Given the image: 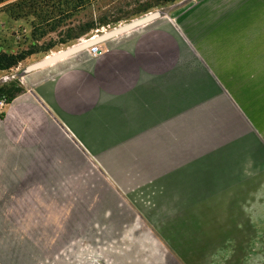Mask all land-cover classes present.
<instances>
[{
  "label": "rangeland",
  "instance_id": "1",
  "mask_svg": "<svg viewBox=\"0 0 264 264\" xmlns=\"http://www.w3.org/2000/svg\"><path fill=\"white\" fill-rule=\"evenodd\" d=\"M5 3L11 5L0 3V50L25 58L0 70V119L24 91L30 64L161 27L174 35L180 55L169 74L143 78L139 98L145 115L154 102H167L185 121H175L179 137L169 155L145 135L127 137L124 163L103 154L121 182L112 187L63 131L18 151L0 127V261L264 264V0ZM202 69L227 100L204 84ZM23 159L47 163L48 174L10 183L7 168Z\"/></svg>",
  "mask_w": 264,
  "mask_h": 264
},
{
  "label": "crops",
  "instance_id": "2",
  "mask_svg": "<svg viewBox=\"0 0 264 264\" xmlns=\"http://www.w3.org/2000/svg\"><path fill=\"white\" fill-rule=\"evenodd\" d=\"M107 46V51L97 57L89 56L86 50L79 51L33 70L24 91L4 109L0 127L6 143L18 151H29L54 137L57 131H63L75 147L90 155L106 175L108 187H112L121 182L108 172L111 165L108 160L104 162L103 154L109 160L124 163L127 137L145 135L151 140L155 138L154 146L165 148L169 155L170 147L179 137L175 124L185 119L176 116L172 103L170 106L161 102L159 106L158 101H153L150 116L145 115L147 109L139 98L144 77H163L178 61L180 46L169 30L147 28L137 34L109 39ZM201 79L220 99L227 100L203 69ZM144 118L151 122H143ZM144 129L147 132L143 133ZM47 168L45 162L23 159L7 168L10 171L7 177L10 183L28 184L32 177H45Z\"/></svg>",
  "mask_w": 264,
  "mask_h": 264
},
{
  "label": "water",
  "instance_id": "3",
  "mask_svg": "<svg viewBox=\"0 0 264 264\" xmlns=\"http://www.w3.org/2000/svg\"><path fill=\"white\" fill-rule=\"evenodd\" d=\"M151 17H148V18H145V19H141V20L135 21V22H133V23L127 25V26L118 28V29H116L114 31V33H119V32H122L124 30H127V29H129V28H131V27H133V26H135L137 24H140L141 22H144V21L150 19ZM80 49H81V46L80 45H76V46H72L70 48L58 51V52H56L54 54H51V55H48V56L42 58L41 60H39V61H37L35 63L30 64L27 67V70L33 71V70H37V69L43 68L45 66L53 64V63H55V62H57V61H59V60H61L63 58H66V57L76 53Z\"/></svg>",
  "mask_w": 264,
  "mask_h": 264
},
{
  "label": "trees",
  "instance_id": "4",
  "mask_svg": "<svg viewBox=\"0 0 264 264\" xmlns=\"http://www.w3.org/2000/svg\"><path fill=\"white\" fill-rule=\"evenodd\" d=\"M20 1L22 2L24 0H20ZM0 3H3L2 7L4 8H7L9 5H11V3H5V0H0ZM24 58H25L24 54H21V55L20 54L19 55L7 54L0 50V70L10 69L13 66H16ZM16 93L11 94L6 100V102H9L10 100H12L15 97Z\"/></svg>",
  "mask_w": 264,
  "mask_h": 264
},
{
  "label": "built area",
  "instance_id": "5",
  "mask_svg": "<svg viewBox=\"0 0 264 264\" xmlns=\"http://www.w3.org/2000/svg\"><path fill=\"white\" fill-rule=\"evenodd\" d=\"M108 49L107 41L106 40H95L90 42L87 47L85 48L87 54L91 57H97L103 53H105ZM63 253V250L60 254Z\"/></svg>",
  "mask_w": 264,
  "mask_h": 264
}]
</instances>
